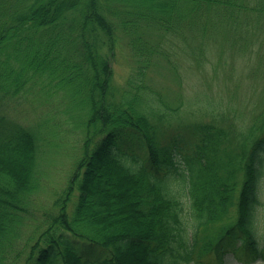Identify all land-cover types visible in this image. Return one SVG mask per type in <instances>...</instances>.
<instances>
[{
    "label": "trees",
    "instance_id": "obj_1",
    "mask_svg": "<svg viewBox=\"0 0 264 264\" xmlns=\"http://www.w3.org/2000/svg\"><path fill=\"white\" fill-rule=\"evenodd\" d=\"M120 33L139 80L155 57L172 63L164 46L179 43L202 65L217 36L239 54L250 46L259 65L264 0H0L1 98L41 84L68 100L84 131L58 211L25 241L20 263L42 144L35 128L0 122V264H88L80 239L108 251L98 264H182L211 250L222 260L232 250L264 257V112L240 133L224 116L197 123L194 149L178 159L159 138L163 116L137 105L132 77L113 85Z\"/></svg>",
    "mask_w": 264,
    "mask_h": 264
},
{
    "label": "rangeland",
    "instance_id": "obj_2",
    "mask_svg": "<svg viewBox=\"0 0 264 264\" xmlns=\"http://www.w3.org/2000/svg\"><path fill=\"white\" fill-rule=\"evenodd\" d=\"M119 36L113 62V85L116 88L122 87L132 77L139 88L137 105L147 113H154L157 120L159 115L164 116L162 127L165 131L159 138L163 145H173L178 159L182 160L184 155L193 150V131L197 123H207L224 116L223 123L226 126L228 123L233 124L240 133L246 131V126L251 125L256 115L264 112V81L259 75H264V58L263 64L258 65L262 69L250 68L259 63L250 46L249 50L240 53L244 57L238 56V50L217 36L218 40L207 50L206 60L200 66L191 62L189 54L185 53L179 43L173 44L171 48L164 46L172 65L164 58L155 57L146 71L145 79L139 80L136 73L138 65L134 62L128 40L121 33ZM237 46L240 45L237 43L235 47ZM40 88L41 84L27 90L24 88L11 98L0 96V119H3L0 122L5 126L21 123L35 128L42 144L39 189L32 196V205L26 215V222L21 227V239L17 245L19 253L21 252L20 263L29 247L25 241L30 236L36 238L51 222L50 216L57 213L56 199L66 187L74 160L80 154L84 136L82 125L66 111L68 100L60 93L48 95L43 89L40 91ZM175 106L180 108L176 110ZM223 110L227 111L221 113ZM127 143L129 144L128 140H121L123 148ZM125 150L130 155L136 153L145 157V150L137 145L127 146ZM262 156L264 158V153ZM262 167L259 214L264 219V164ZM263 225L264 221H261L259 228L264 229ZM78 241V251L89 264H98V259H103L108 254L103 247L82 239ZM229 253L224 256L226 264H264V257L246 260V256L238 250ZM232 253L237 257L234 258ZM194 257L201 261L197 254ZM202 260L201 263L192 260L183 264H224L214 250L206 252Z\"/></svg>",
    "mask_w": 264,
    "mask_h": 264
},
{
    "label": "clouds",
    "instance_id": "obj_3",
    "mask_svg": "<svg viewBox=\"0 0 264 264\" xmlns=\"http://www.w3.org/2000/svg\"><path fill=\"white\" fill-rule=\"evenodd\" d=\"M113 151L115 152L116 150H115V149H113Z\"/></svg>",
    "mask_w": 264,
    "mask_h": 264
}]
</instances>
